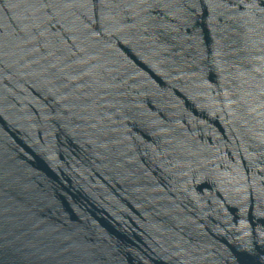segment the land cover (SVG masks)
Masks as SVG:
<instances>
[{
	"label": "water",
	"instance_id": "obj_1",
	"mask_svg": "<svg viewBox=\"0 0 264 264\" xmlns=\"http://www.w3.org/2000/svg\"><path fill=\"white\" fill-rule=\"evenodd\" d=\"M0 264H264V0H0Z\"/></svg>",
	"mask_w": 264,
	"mask_h": 264
}]
</instances>
